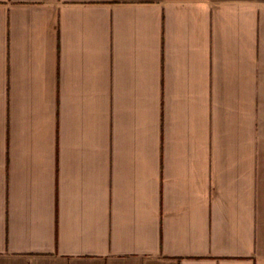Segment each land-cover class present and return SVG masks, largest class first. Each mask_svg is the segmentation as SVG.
Returning a JSON list of instances; mask_svg holds the SVG:
<instances>
[{
  "label": "crops",
  "instance_id": "crops-1",
  "mask_svg": "<svg viewBox=\"0 0 264 264\" xmlns=\"http://www.w3.org/2000/svg\"><path fill=\"white\" fill-rule=\"evenodd\" d=\"M0 264H264V0H0Z\"/></svg>",
  "mask_w": 264,
  "mask_h": 264
}]
</instances>
